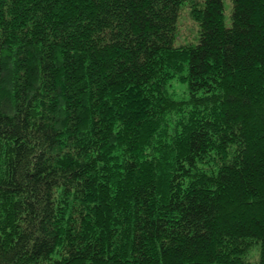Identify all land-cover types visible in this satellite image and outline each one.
<instances>
[{"label":"trees","instance_id":"trees-1","mask_svg":"<svg viewBox=\"0 0 264 264\" xmlns=\"http://www.w3.org/2000/svg\"><path fill=\"white\" fill-rule=\"evenodd\" d=\"M230 3L0 0V264H264V0Z\"/></svg>","mask_w":264,"mask_h":264},{"label":"rangeland","instance_id":"rangeland-1","mask_svg":"<svg viewBox=\"0 0 264 264\" xmlns=\"http://www.w3.org/2000/svg\"><path fill=\"white\" fill-rule=\"evenodd\" d=\"M231 3L230 0H223V20L224 25H230ZM197 42V26L190 20L188 12L182 8L178 17V34L176 36L174 45L179 46L183 44H195ZM7 86L4 87L3 96L7 94ZM254 254V251H252ZM251 252V255H252ZM254 256V255H252Z\"/></svg>","mask_w":264,"mask_h":264}]
</instances>
